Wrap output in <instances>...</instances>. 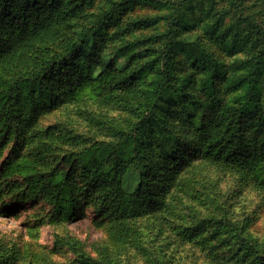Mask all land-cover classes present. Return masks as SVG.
Segmentation results:
<instances>
[{"label": "rangeland", "instance_id": "374dc122", "mask_svg": "<svg viewBox=\"0 0 264 264\" xmlns=\"http://www.w3.org/2000/svg\"><path fill=\"white\" fill-rule=\"evenodd\" d=\"M83 5L78 22L89 37L103 38L107 59L138 43L136 55L123 58L130 67L122 72L144 67L131 89L151 98L124 102L119 89L112 100L92 84L78 99L57 95L47 107L38 104L48 94L32 98L28 112L2 101L0 251L10 252L7 264H108L105 256L116 264H240L234 252L246 237L260 252L254 264H264V163L258 172L240 168L225 135L227 116L248 105V137L264 158V0ZM252 51L257 57L240 63ZM17 79L0 70V98ZM203 128L218 131L213 144L220 158L205 154ZM121 170L115 204L127 217L125 228L112 222L105 192L89 181L105 174L112 182ZM32 177L75 188L65 200L74 206L71 219L27 191ZM222 226L239 233L214 234Z\"/></svg>", "mask_w": 264, "mask_h": 264}, {"label": "trees", "instance_id": "16d2710c", "mask_svg": "<svg viewBox=\"0 0 264 264\" xmlns=\"http://www.w3.org/2000/svg\"><path fill=\"white\" fill-rule=\"evenodd\" d=\"M83 2L84 0H0V70L11 71L18 76L5 97L0 98V109L2 101H6L12 105H21L20 107L28 112L30 104L33 103L30 99L38 101L45 94L49 95V99L38 104L41 107H47L48 101L57 95L66 99H78L80 93L92 84L100 86V89L95 87L97 90H106L108 97L112 100L111 94L121 89L127 99L122 101L127 102L128 99L136 98L149 103L151 98L149 93H144L140 89H131L134 79L141 77L144 67L140 69L138 67L137 70L127 74L122 72L130 67L124 64L123 58L127 56L133 58L140 46L138 43L129 44L112 58L107 59L103 56V38L99 40L94 34L89 37V31L82 30L86 28L78 22L84 17ZM143 25L146 26L147 22ZM215 32L218 34V30L215 29ZM224 36L225 34L222 33L219 38L222 39ZM233 41V38L229 39L230 43ZM131 49H133L132 54H128ZM145 53L142 52L143 55ZM256 57L257 53L252 51L248 58L239 61L245 63L246 60ZM213 79L211 78L207 84L210 93L216 96ZM249 91L254 94L256 89L249 88ZM215 102L213 100V104ZM248 109V105H245L227 116L225 135L227 146L233 150V155H236L239 167L258 172L260 165L264 163V158H260L258 148L248 137L246 129L249 119ZM252 112L255 114V110ZM202 130L205 133L203 141L208 144L205 154L220 158L223 153L215 152L213 144V141L219 139L218 131H212L209 128ZM258 139L259 137H256V141ZM261 139H264V132L261 133ZM122 167L125 165L123 164ZM122 173L121 170L112 182L105 177V174L101 179L95 174L89 181L94 187L105 192L103 204H107L108 215L112 217V214H115L111 219L112 222L120 228H125V226L128 227V223L125 222L127 217L120 210L116 211L115 204L116 191L119 193L117 189L121 188ZM27 191L41 193L47 200L55 203L59 218H72L73 203L70 200L65 202V200L72 197L75 191L73 186L56 178L32 177L28 180ZM238 228L216 227L214 234L222 229H229L230 234L234 235L239 233ZM113 240L116 243L121 242L116 234L113 235ZM238 241L242 242L234 252L236 258L239 257L238 262L240 264L257 262V256L260 254L258 247L247 237L240 238ZM219 244L231 250V245L227 241H219ZM8 254H10L9 251L6 253L0 251V264H7L10 261ZM105 259L108 264H116L108 256H105Z\"/></svg>", "mask_w": 264, "mask_h": 264}]
</instances>
